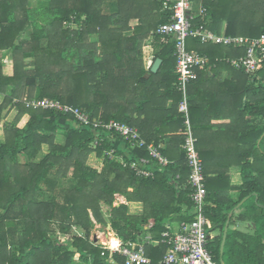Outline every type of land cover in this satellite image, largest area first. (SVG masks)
Instances as JSON below:
<instances>
[{
  "label": "trees",
  "instance_id": "16d2710c",
  "mask_svg": "<svg viewBox=\"0 0 264 264\" xmlns=\"http://www.w3.org/2000/svg\"><path fill=\"white\" fill-rule=\"evenodd\" d=\"M162 1L0 0V67L5 56L11 59L10 71H0V112H16L4 121L0 141V264H124L121 255L90 241L94 225L109 224L123 243L136 244L144 234L160 240L172 223L193 219L174 38L155 33L170 17ZM221 1L202 0L208 16L196 18L194 24L205 22L219 33ZM230 1L239 6V0ZM241 13L224 19L226 35L252 39L264 33V0H243ZM133 19L137 24L131 25ZM23 33L27 39L20 38ZM150 37L152 61H162L155 71L146 70L142 61V46ZM187 48L207 58L206 66L196 69L198 77L206 80L217 67L227 68L231 79L224 83L242 98L247 125L251 116L260 120L238 134L235 163L243 182L235 187L227 182L220 187L217 179L205 183L207 227L217 232L209 249L217 264L221 259L224 264H264V59L247 74L225 63L243 56L244 46L189 37ZM213 63L216 68L210 67ZM200 78L186 86L191 125V98L201 89ZM44 99L85 112L89 122H79L72 111L32 104ZM158 114L168 125L165 130L152 127L159 122ZM110 120L135 128L146 144L158 146L165 140L160 150L168 165L154 168L152 177L136 175L128 163L147 157V149L132 147L114 129L93 125ZM91 154L102 160L99 169L87 163ZM230 189H238L235 198ZM43 192L52 197L40 200ZM116 195L141 202L142 213L130 214L126 203L116 205ZM235 209L237 216L230 215ZM229 215V224L249 220L255 228L248 234L228 225L221 255ZM164 251L163 244H147L150 264H158Z\"/></svg>",
  "mask_w": 264,
  "mask_h": 264
},
{
  "label": "built area",
  "instance_id": "2783aa9c",
  "mask_svg": "<svg viewBox=\"0 0 264 264\" xmlns=\"http://www.w3.org/2000/svg\"><path fill=\"white\" fill-rule=\"evenodd\" d=\"M162 9L170 10V17L167 22L160 24L155 33L160 36H172L174 38V56L176 58L175 71L178 74V88L182 92V99L179 102V111L183 114L184 140L182 149L189 168L187 183L191 187L189 197L192 201L193 219L179 222L176 226H168L161 233L160 240H151L148 234L140 237L136 244L131 241L122 242L118 239L115 246L102 243V247L111 252L118 253L124 258V264H150L151 258L146 253V245H165V251L158 264H217L214 262L209 249V242L215 237L214 232L209 231L205 217V176L203 163L196 148L197 139L193 134L192 125L188 111V97L186 94L187 84L196 78V69L203 68L207 64L206 56L187 48V39L193 37L200 42L212 44L244 46L245 54L241 57L228 60L232 66L253 74L259 63L264 59V33L257 38L238 36L231 37L224 33H216L205 27V22L194 24L196 18L204 19L206 11L204 7L194 9L191 0H163ZM35 106L44 108H56L63 111H72L76 119L82 123H88L89 118L85 112L78 109H71L52 99L33 101ZM94 127L103 129H114L132 147H146L148 156H140L128 163L129 168L136 175L148 178L154 174V168L160 169L168 165L169 160L161 153L160 146L152 143L146 144L140 137L138 131L129 125L113 120L109 122L94 121ZM109 158L126 164L121 157L107 152ZM112 263H115L111 259Z\"/></svg>",
  "mask_w": 264,
  "mask_h": 264
},
{
  "label": "crops",
  "instance_id": "0c3cea01",
  "mask_svg": "<svg viewBox=\"0 0 264 264\" xmlns=\"http://www.w3.org/2000/svg\"><path fill=\"white\" fill-rule=\"evenodd\" d=\"M194 9H198L202 6V0H191ZM214 1V0H210ZM221 0H219L220 2ZM243 1V0H242ZM241 0H239V6L237 3H233L230 0H222L221 5L219 4L218 18L229 17L235 11L241 13ZM245 1V0H244ZM239 8V9H238ZM240 17V15L238 16ZM223 19L221 24V30L219 33H225L226 20ZM210 21V19H209ZM131 25L137 24V20H131ZM228 36V35H227ZM238 37V36H231ZM152 38H148L142 46V61L144 68L147 70L152 67V53L153 47L151 44ZM223 45V44H222ZM228 46V45H225ZM229 59L225 60L228 64ZM162 62V61H161ZM209 67V66H207ZM210 67H217L216 63L212 64ZM234 67V66H233ZM219 71L212 72L211 76L203 78L200 85V91L192 95V113H193V134L197 139V148L201 156L203 163V171L205 175V183H210L211 180L217 179L220 187H224L226 182L229 187L238 186L243 182V177L240 172V168L236 166L235 161H237V154L235 149L240 145L239 143V133H247L249 126H256L260 121L259 118L254 119L251 116V122L249 126L247 125V120L249 119V114L245 104L242 102L241 97H237L231 94L229 90L231 88L226 87L224 81L231 79V74L227 68L217 67ZM235 68V67H234ZM237 69V68H236ZM203 70V69H202ZM210 73V72H209ZM147 77V74L145 75ZM218 83H223L224 86L221 87ZM2 100V95L0 94V102ZM171 103L170 99L166 100V108L169 107ZM16 112L12 110V118H5V120L10 121L14 118ZM163 114H158L159 118H162ZM152 124V127H156L158 130H165L168 126L166 123L161 122ZM163 128V129H162ZM239 143V145H238ZM159 146H165V140H161ZM175 158V155H172ZM87 163L91 166L97 167L98 169L102 165V160L96 155L91 154L88 158ZM94 163L96 165H92ZM223 175V176H221ZM221 176V177H220ZM238 189H230L229 193L233 198L237 196ZM115 204L126 203L128 205V211L130 214L139 215L142 213V203L141 202H127L125 197L121 195H116ZM238 210H234L232 214L236 215ZM179 222H174L170 226H176ZM230 223V222H229ZM109 225V224H108ZM230 228H235L241 232L248 234L254 233V224L249 220L236 221L235 224H229ZM217 232H214L216 235ZM115 237V236H114ZM117 238V237H115Z\"/></svg>",
  "mask_w": 264,
  "mask_h": 264
},
{
  "label": "rangeland",
  "instance_id": "374dc122",
  "mask_svg": "<svg viewBox=\"0 0 264 264\" xmlns=\"http://www.w3.org/2000/svg\"><path fill=\"white\" fill-rule=\"evenodd\" d=\"M106 8V6H104ZM106 10V9H104ZM108 9L106 10V12ZM28 33H23L20 38L21 39H27L28 38ZM11 68V59L8 56H5V58L2 59V65L0 67V71L3 73H7L10 71ZM12 110H3L0 112V141H3L4 139V134H3V123L5 118H12L11 116ZM61 137L58 136L57 139H60ZM92 165H96L94 163H91ZM97 166V165H96ZM71 182L68 181H63L62 185H66L67 187L70 186ZM52 197L51 193H46L43 192L40 194L39 199L40 200H47ZM117 200V199H116ZM237 216V214H236ZM235 216V217H236ZM108 222V221H107ZM74 232L77 233L78 235L82 234V231L79 230L78 228L74 227ZM115 233L106 225L103 224H96L94 225L93 228H91L90 233H89V239L93 244H101L105 243L106 245H110L109 241L115 242L116 238L114 237ZM114 239V240H113ZM211 245V244H210Z\"/></svg>",
  "mask_w": 264,
  "mask_h": 264
},
{
  "label": "water",
  "instance_id": "95a60500",
  "mask_svg": "<svg viewBox=\"0 0 264 264\" xmlns=\"http://www.w3.org/2000/svg\"><path fill=\"white\" fill-rule=\"evenodd\" d=\"M161 63V59L160 58H156L155 61L153 62L152 64V67H151V70L152 71H155L158 69L159 65ZM246 199V198H245ZM243 199L241 202H239L237 204V207L245 200ZM232 214V212L230 213V215ZM230 215L228 216V219L226 221V224L224 226V231H223V236H222V241H221V244H220V254L222 255L223 253V248H224V244H225V240H226V233H227V229H228V225H229V219H230ZM109 228L110 226L107 225ZM221 264H224V261L221 259L220 261Z\"/></svg>",
  "mask_w": 264,
  "mask_h": 264
},
{
  "label": "bare ground",
  "instance_id": "6f19581e",
  "mask_svg": "<svg viewBox=\"0 0 264 264\" xmlns=\"http://www.w3.org/2000/svg\"><path fill=\"white\" fill-rule=\"evenodd\" d=\"M114 240V239H113ZM109 243L112 245V246H115V245H117L118 244V239L116 238V241H115V243L114 242H112V241H109Z\"/></svg>",
  "mask_w": 264,
  "mask_h": 264
},
{
  "label": "snow or ice",
  "instance_id": "6c2138e0",
  "mask_svg": "<svg viewBox=\"0 0 264 264\" xmlns=\"http://www.w3.org/2000/svg\"><path fill=\"white\" fill-rule=\"evenodd\" d=\"M115 243V242H114Z\"/></svg>",
  "mask_w": 264,
  "mask_h": 264
}]
</instances>
